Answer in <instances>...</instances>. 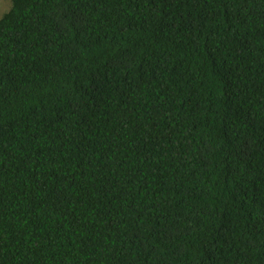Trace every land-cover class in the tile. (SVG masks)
Segmentation results:
<instances>
[{"label":"trees","instance_id":"obj_1","mask_svg":"<svg viewBox=\"0 0 264 264\" xmlns=\"http://www.w3.org/2000/svg\"><path fill=\"white\" fill-rule=\"evenodd\" d=\"M0 264H264V0H10Z\"/></svg>","mask_w":264,"mask_h":264},{"label":"rangeland","instance_id":"obj_2","mask_svg":"<svg viewBox=\"0 0 264 264\" xmlns=\"http://www.w3.org/2000/svg\"><path fill=\"white\" fill-rule=\"evenodd\" d=\"M11 7L10 0H0V17L7 11H9Z\"/></svg>","mask_w":264,"mask_h":264}]
</instances>
